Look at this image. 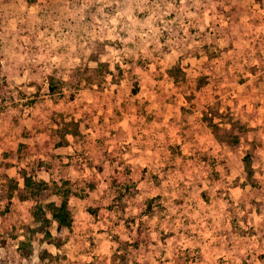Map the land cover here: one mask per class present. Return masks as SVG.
Segmentation results:
<instances>
[{"label": "rangeland", "instance_id": "rangeland-1", "mask_svg": "<svg viewBox=\"0 0 264 264\" xmlns=\"http://www.w3.org/2000/svg\"><path fill=\"white\" fill-rule=\"evenodd\" d=\"M119 2L0 0V264H264V0Z\"/></svg>", "mask_w": 264, "mask_h": 264}, {"label": "trees", "instance_id": "trees-1", "mask_svg": "<svg viewBox=\"0 0 264 264\" xmlns=\"http://www.w3.org/2000/svg\"><path fill=\"white\" fill-rule=\"evenodd\" d=\"M119 7L120 9L125 8L123 0H120ZM123 37L125 36L123 35ZM168 50L169 48L163 45V48L158 50L159 52L156 54V56H162L163 54L165 55ZM137 63L140 64L142 68H144L146 65V62L143 63L142 61H138ZM5 87L6 85L0 81V93ZM133 91L136 94V90ZM50 92L54 93V88H52V86L50 88ZM0 102L2 104H6V99L1 94ZM57 147H61L60 143L57 144ZM23 181L24 187L28 189L32 195H34V183L31 180V177L24 176ZM36 187H40V185H37ZM73 214V208L68 202V194H62L59 200L55 202H50L45 205H36L33 212L35 228L31 231V234L34 236L35 234L40 233L46 240L52 242L54 241L53 243L55 244V242L60 241L64 237V234L72 227L74 222ZM53 223L55 224L54 236H52L49 231V228ZM5 244V239L0 235V245L5 246ZM18 251L22 258L28 259L30 257L31 251L27 248L26 244H20Z\"/></svg>", "mask_w": 264, "mask_h": 264}]
</instances>
